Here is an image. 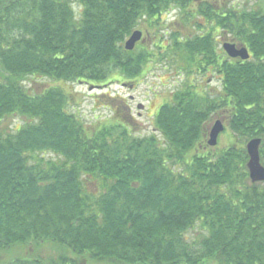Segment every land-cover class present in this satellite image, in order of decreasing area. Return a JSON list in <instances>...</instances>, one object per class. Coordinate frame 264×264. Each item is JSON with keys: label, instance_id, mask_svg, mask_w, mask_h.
<instances>
[{"label": "trees", "instance_id": "16d2710c", "mask_svg": "<svg viewBox=\"0 0 264 264\" xmlns=\"http://www.w3.org/2000/svg\"><path fill=\"white\" fill-rule=\"evenodd\" d=\"M193 4L0 0V122L25 120L0 133V264L15 250L27 251L6 264H264V182L250 183L245 152L260 139L264 167V8L195 6V18L229 35L250 59L218 56L211 32L171 34L184 71L212 70L222 93L213 101L190 87L176 91L155 113L154 134L133 135L127 124L90 132L68 112L70 95L61 88L31 95L24 85L29 77L134 82L152 55L126 52L125 41L174 9L191 18ZM222 111L233 143L219 155L200 153L211 148L208 125ZM196 225L202 236L189 242ZM44 244L53 246L51 257L28 253Z\"/></svg>", "mask_w": 264, "mask_h": 264}, {"label": "rangeland", "instance_id": "374dc122", "mask_svg": "<svg viewBox=\"0 0 264 264\" xmlns=\"http://www.w3.org/2000/svg\"><path fill=\"white\" fill-rule=\"evenodd\" d=\"M202 2L210 3L216 9L224 6L228 10L235 9L239 12L264 8L263 0H194V4L186 10V13L192 15L191 18L183 16L177 9H174L167 15L162 16L158 24L152 25V27H148L147 23H142L136 29V31L142 33V39L136 44L134 50L137 52L141 49L148 50L152 57L144 67L141 76L134 82L116 77L105 83V85L96 83L59 84L49 79L29 77L24 85L31 95L41 94L45 90L54 87L61 88L70 95L71 102L68 112L80 120L90 132L104 126L127 124V128L133 135L143 137L154 134L155 113L161 105L171 100L173 93L176 91L190 87L195 89L199 95H204L213 101H217L222 93L219 76L212 70L205 74H198L195 71L186 73L184 71L186 69L185 56L182 52L175 51L171 47L170 35L175 34L178 38L185 39L211 32L217 42V55L221 57L224 56L222 50L224 43L239 47L229 35L215 30L206 20L194 17L196 16L195 6ZM74 9L77 10L76 6H74ZM198 25L199 28H196ZM140 106L141 109H139ZM228 115V112L222 111L213 116L208 129L210 130L218 120L223 123L226 129ZM24 123L25 120L21 118L8 116L0 122V133H12ZM156 136L160 139L158 135ZM231 143H233V138L228 131H225L220 135L216 147L209 148V150L205 148L199 152H216V155H219ZM195 153L197 152L190 153L186 159L189 160ZM201 236L202 231L198 225L187 234L189 242L196 241ZM50 246L52 245L50 244ZM50 246L44 244L27 248L30 249L28 253H32L30 255L33 257L42 256L46 258L53 255ZM26 251L15 250L14 252L22 256ZM15 256L16 254L7 253V260H3V262H7L1 264L17 259V256ZM85 264L107 263L85 261Z\"/></svg>", "mask_w": 264, "mask_h": 264}, {"label": "water", "instance_id": "95a60500", "mask_svg": "<svg viewBox=\"0 0 264 264\" xmlns=\"http://www.w3.org/2000/svg\"><path fill=\"white\" fill-rule=\"evenodd\" d=\"M264 1V0H263ZM142 33L134 31L124 43V50L131 52L135 45L140 42ZM222 50L225 55L231 60H240L242 62L249 60V54L245 47L237 48L234 44L224 43ZM142 107L140 106L139 109ZM224 131V126L221 121H216L211 127L208 137L207 145L215 147L217 145L218 136ZM260 139H252L245 144V152L247 154L246 170L251 184H260L264 182V167L260 164L259 147Z\"/></svg>", "mask_w": 264, "mask_h": 264}, {"label": "bare ground", "instance_id": "6f19581e", "mask_svg": "<svg viewBox=\"0 0 264 264\" xmlns=\"http://www.w3.org/2000/svg\"><path fill=\"white\" fill-rule=\"evenodd\" d=\"M248 51V50H247ZM249 53V52H248Z\"/></svg>", "mask_w": 264, "mask_h": 264}]
</instances>
